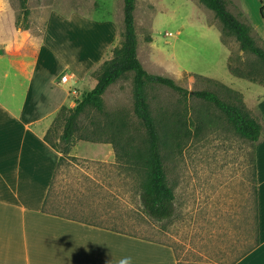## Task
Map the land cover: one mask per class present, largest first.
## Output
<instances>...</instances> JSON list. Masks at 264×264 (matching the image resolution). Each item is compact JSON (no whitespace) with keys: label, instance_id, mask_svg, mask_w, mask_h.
<instances>
[{"label":"rangeland","instance_id":"rangeland-1","mask_svg":"<svg viewBox=\"0 0 264 264\" xmlns=\"http://www.w3.org/2000/svg\"><path fill=\"white\" fill-rule=\"evenodd\" d=\"M228 6L264 44V0H229ZM28 7L26 19L20 0H0V56L35 55L52 11H75L99 22L113 20L120 30L124 27V0H29ZM136 7L138 55L150 72L173 77L189 89L214 88L209 80L214 78L242 92L249 105L257 102L256 94L264 90V83L251 81L248 75L264 81V63L241 48L212 9L200 0H136ZM121 40L122 36L118 43ZM133 77L134 72L129 71L107 89L105 110L121 113L128 121V133L144 147L147 134L134 112ZM81 87L89 89L87 84ZM148 93L154 111L163 120L187 106L188 115L195 120L193 130L200 118L206 125L171 151L163 146L168 178L176 192L175 214L158 220L144 211L142 174L135 165L126 167L125 157L119 160L120 189L123 198L129 191L130 205L125 209V203H120V212L107 209L118 207V195L111 191L119 192L117 180L102 178L92 183L84 170L91 172L93 164L68 154H64L62 163L66 167L58 171L52 193L58 195L60 203L68 202V211L76 215L81 213V205L87 208L92 202H100L107 216H120L108 221L120 225L119 229L171 245L180 264L235 263L258 240L256 141L237 133L224 113L203 98L186 100L173 88L158 84H150ZM253 112L259 117L257 110ZM105 118L98 110L88 108L79 118L78 134L111 138L108 133L92 131ZM63 123L62 119L50 134L60 147L64 146L60 143ZM60 208L64 207L60 204L54 209Z\"/></svg>","mask_w":264,"mask_h":264},{"label":"crops","instance_id":"crops-1","mask_svg":"<svg viewBox=\"0 0 264 264\" xmlns=\"http://www.w3.org/2000/svg\"><path fill=\"white\" fill-rule=\"evenodd\" d=\"M119 27L113 20L52 11L35 55L0 56V264H120L124 258L131 264H180L171 245L108 221L120 216H107L100 202L81 205L76 215L52 193L66 165L45 135L60 109L76 104L83 84L95 87L93 71L112 54ZM256 97L247 104L264 128V90ZM69 155L93 164L91 172L84 170L92 183L117 180L119 192L111 191L118 195V207L108 210L120 212L123 202L129 207V191L121 196L120 161L111 142L78 139ZM255 167L258 240L233 264H264V130L255 145ZM60 204L65 211L54 209Z\"/></svg>","mask_w":264,"mask_h":264},{"label":"trees","instance_id":"trees-1","mask_svg":"<svg viewBox=\"0 0 264 264\" xmlns=\"http://www.w3.org/2000/svg\"><path fill=\"white\" fill-rule=\"evenodd\" d=\"M28 1L20 0L26 19L30 13ZM200 1L215 12L223 23L224 30L236 36L243 50L256 54L264 63V44L259 43L253 36L252 27L231 11L228 6L229 0ZM135 9L136 0H124L122 40L112 48V56L105 59L93 72L98 79L97 84L76 98L74 106L64 105L60 109L45 138L62 153L61 161L64 159V154L69 155L78 139L111 142L118 160L125 157V166L132 168L135 165L142 174L141 200L144 211L155 219L164 220L175 214L176 192L168 178L163 146L164 149L166 147L171 151L175 146H181L185 137L203 131L206 125L200 118L196 129L193 130L195 120L192 115H188L187 106L181 112L175 111L164 116L163 120L152 107L148 93L150 84L173 88L186 100L189 97H199L214 104L224 113L237 133L254 142L259 140L264 128L259 117L247 105L243 93L217 79L209 78L214 83V88L189 89L179 84L173 77L150 72L138 55ZM129 71L134 72V112L144 125L147 134L142 143L144 147L139 142H135L128 133V121L121 116V113L114 114L105 110V92ZM248 77L251 81L264 83L263 79L253 75L249 74ZM90 107L106 117L103 121H99L92 131L108 133L111 138L103 139L88 134H78L81 129L79 118ZM62 119L64 123L60 143H64V146L60 147L51 139L50 134Z\"/></svg>","mask_w":264,"mask_h":264},{"label":"clouds","instance_id":"clouds-1","mask_svg":"<svg viewBox=\"0 0 264 264\" xmlns=\"http://www.w3.org/2000/svg\"><path fill=\"white\" fill-rule=\"evenodd\" d=\"M120 264H131L130 258H124L120 261Z\"/></svg>","mask_w":264,"mask_h":264},{"label":"built area","instance_id":"built-area-1","mask_svg":"<svg viewBox=\"0 0 264 264\" xmlns=\"http://www.w3.org/2000/svg\"><path fill=\"white\" fill-rule=\"evenodd\" d=\"M68 78H69V75H68V74H64V75L62 76V80H63V81H67Z\"/></svg>","mask_w":264,"mask_h":264}]
</instances>
